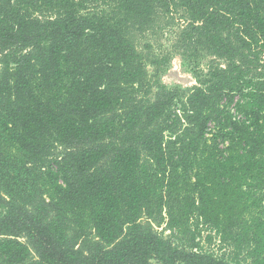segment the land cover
<instances>
[{"label": "trees", "instance_id": "16d2710c", "mask_svg": "<svg viewBox=\"0 0 264 264\" xmlns=\"http://www.w3.org/2000/svg\"><path fill=\"white\" fill-rule=\"evenodd\" d=\"M0 264H264V0H0Z\"/></svg>", "mask_w": 264, "mask_h": 264}, {"label": "rangeland", "instance_id": "374dc122", "mask_svg": "<svg viewBox=\"0 0 264 264\" xmlns=\"http://www.w3.org/2000/svg\"><path fill=\"white\" fill-rule=\"evenodd\" d=\"M187 15L179 9H172V12L165 15L162 20L161 29L156 33H149L146 37L138 39L137 48L143 50L145 45H150L152 52L160 57L170 54L168 63L164 66L159 74L161 82L168 87L178 85L181 88H190L197 84L196 75L200 71L205 72L208 66L219 60L206 55L200 60H188L178 52L173 53L175 41L179 30H181L188 22ZM219 63H222L219 61ZM148 74L152 76L154 68L147 64ZM160 229V228H159ZM168 234V231L164 233Z\"/></svg>", "mask_w": 264, "mask_h": 264}]
</instances>
